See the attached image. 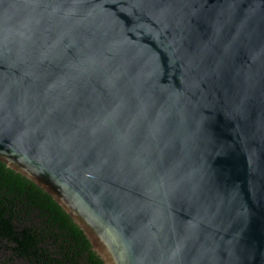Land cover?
I'll use <instances>...</instances> for the list:
<instances>
[{"label": "water", "instance_id": "95a60500", "mask_svg": "<svg viewBox=\"0 0 264 264\" xmlns=\"http://www.w3.org/2000/svg\"><path fill=\"white\" fill-rule=\"evenodd\" d=\"M0 162L104 264H264V0H0Z\"/></svg>", "mask_w": 264, "mask_h": 264}, {"label": "trees", "instance_id": "16d2710c", "mask_svg": "<svg viewBox=\"0 0 264 264\" xmlns=\"http://www.w3.org/2000/svg\"><path fill=\"white\" fill-rule=\"evenodd\" d=\"M0 264H104L44 191L0 162Z\"/></svg>", "mask_w": 264, "mask_h": 264}]
</instances>
